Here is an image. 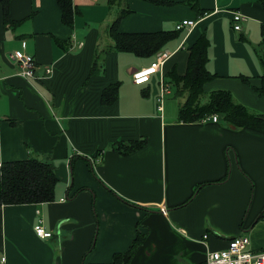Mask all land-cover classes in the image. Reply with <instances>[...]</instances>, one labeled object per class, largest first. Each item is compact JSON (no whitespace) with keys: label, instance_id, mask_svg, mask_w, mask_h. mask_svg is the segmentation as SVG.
I'll list each match as a JSON object with an SVG mask.
<instances>
[{"label":"crops","instance_id":"crops-1","mask_svg":"<svg viewBox=\"0 0 264 264\" xmlns=\"http://www.w3.org/2000/svg\"><path fill=\"white\" fill-rule=\"evenodd\" d=\"M170 1L176 3L73 0L72 27L62 23L56 0H10L12 25L4 24L0 2V164L33 156L50 162L57 177L51 202L0 205V264L108 263L138 232L146 237L131 264H201L239 234L252 249H264V133L229 127L219 117L180 122L172 99L157 109L160 74L165 79L175 68L182 75L187 47L205 33L207 68L217 76L204 90H228L264 115V95L253 89L263 73L264 8L258 0H197L200 14L186 0ZM123 8L130 12L119 21L121 32L173 31L180 20L194 22L165 44L161 72L142 84L132 74L156 54L112 49L108 27ZM234 11L246 16L239 30ZM19 49L37 65L32 78L19 74L12 57ZM116 82V101L104 105L102 90ZM140 138L146 144L128 155L112 147ZM78 155L89 158L100 181ZM228 162V178L207 184L225 176ZM39 218L52 237L36 235Z\"/></svg>","mask_w":264,"mask_h":264},{"label":"trees","instance_id":"trees-1","mask_svg":"<svg viewBox=\"0 0 264 264\" xmlns=\"http://www.w3.org/2000/svg\"><path fill=\"white\" fill-rule=\"evenodd\" d=\"M144 1H148L157 6H172V4L176 3L170 0ZM0 2L2 4L4 24L12 25L14 22L11 20L9 14L10 0H0ZM122 2L123 0H109L110 4ZM56 3L60 9L62 23L72 27L77 12V7L73 3V0H56ZM181 3L190 6L202 14L197 0H186V2L183 1ZM257 3L264 8V0H258ZM129 12L130 9L128 8L121 9L116 19L108 27L109 36H111L113 41V50L131 52L140 57H148L162 50L167 42L178 35L177 32L179 30L176 29L173 31L159 30V32H121L118 29L119 21ZM262 36L263 38L260 44L261 51L258 57L263 68V73L260 75L259 85L253 87L259 95H264V27H262ZM57 42L63 48L66 47L65 41L57 40ZM209 46L210 40L205 33H201L196 41L187 47L188 56L184 73L180 75L173 68L164 74L166 81H168L172 88L171 95L176 96V98H182L177 104L176 119L185 123L201 122L204 118L206 119L212 114H216L218 117L221 116L229 127L252 129L264 133V115L255 113L237 102L228 90L217 89L209 92L204 90V85L217 76L216 73L211 72L207 68ZM241 79L244 83L249 84L248 77L243 76ZM118 88V82L106 86L101 92V103L104 105L113 104L117 99ZM203 95H207V100L204 103L201 101ZM146 142V138L117 141L113 143L112 147L120 155L124 156L142 148ZM78 157L87 161L90 172L100 181L93 171V164L89 158L79 155ZM73 159L75 157L70 160V168ZM51 165L50 162L33 156L24 160L2 162L0 164V205L40 204L53 201L57 177ZM228 174L229 162L225 176L220 178V180L207 182V184L221 183V181H225L228 178ZM110 192L118 196L114 191L110 190ZM118 197L124 202H127L122 197ZM130 204L136 205L133 203ZM145 237V234L138 232L126 250L113 254L111 262L93 264H131L132 257L145 240ZM82 264L86 263L82 261Z\"/></svg>","mask_w":264,"mask_h":264},{"label":"built area","instance_id":"built-area-1","mask_svg":"<svg viewBox=\"0 0 264 264\" xmlns=\"http://www.w3.org/2000/svg\"><path fill=\"white\" fill-rule=\"evenodd\" d=\"M233 21V29L239 30L241 28V22L245 20L246 16L239 11H234L233 16L231 17ZM194 22L192 20H180L175 24V29L179 30L185 26H192ZM12 57L18 62L19 74L25 78H32L35 75L36 63L32 56L25 53L23 49L14 50ZM169 57L167 52L156 53V59L147 67H143L139 70H135L132 74L133 82L135 84H142L147 82L150 76L158 70H161L163 62ZM46 73L50 74L52 72L51 68H46ZM160 93L157 97V109L159 112L163 110L164 98L167 93L170 91V84L160 76ZM211 120L216 122L218 116L212 114L206 119L202 120L205 122ZM38 214L39 211L37 210ZM36 235L40 238H50L52 237V232L46 230L42 224V219L39 218L38 222L33 227ZM208 234H204L203 238H206ZM5 262V257L0 256V263ZM201 264H264V249L255 250L250 247V242L248 237L243 234H239L230 238L227 242L226 247L219 250L208 251L204 257V260Z\"/></svg>","mask_w":264,"mask_h":264},{"label":"rangeland","instance_id":"rangeland-1","mask_svg":"<svg viewBox=\"0 0 264 264\" xmlns=\"http://www.w3.org/2000/svg\"><path fill=\"white\" fill-rule=\"evenodd\" d=\"M121 4V3H120ZM158 72H161V70H158ZM160 76H161V74H160ZM163 77V76H162ZM164 78V77H163ZM168 82V81H167ZM159 85H160V83H159ZM172 91V88H171V86H170V91H169V93H167L166 95H165V98H167V99H172V100H174L172 103L174 104V103H178V101L179 100H182V98L181 97H177L176 98V96L174 97V95H168V94H170V93H172L171 92ZM161 91H159V93H160ZM207 100V95H203L202 97H201V101L204 103V101H206ZM166 101V100H165ZM219 120H220V122L221 123H225L226 124V122L222 119V117L220 116L219 117ZM42 223H43V221H42ZM49 231H51V230H49ZM52 232V231H51ZM51 240V239H50Z\"/></svg>","mask_w":264,"mask_h":264}]
</instances>
